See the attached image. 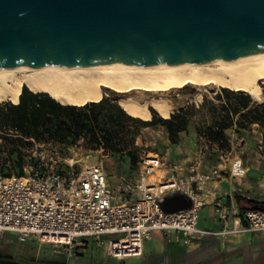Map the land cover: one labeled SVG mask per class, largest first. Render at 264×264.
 I'll list each match as a JSON object with an SVG mask.
<instances>
[{
	"label": "built area",
	"instance_id": "built-area-1",
	"mask_svg": "<svg viewBox=\"0 0 264 264\" xmlns=\"http://www.w3.org/2000/svg\"><path fill=\"white\" fill-rule=\"evenodd\" d=\"M30 142L34 162L26 164L24 175H0V237L45 243L69 257L91 247L104 259L123 261L141 258L144 242L155 234L188 247L207 237L264 233V210L219 204L213 184L222 177L221 166L230 178L245 176L242 160L226 151L219 152L216 165H206L199 155L186 168L147 154L133 180L111 187L100 165L75 170L65 160L59 171L57 147ZM176 195L189 207L165 212L162 203ZM206 206L213 207L220 230L199 228V211Z\"/></svg>",
	"mask_w": 264,
	"mask_h": 264
},
{
	"label": "water",
	"instance_id": "water-1",
	"mask_svg": "<svg viewBox=\"0 0 264 264\" xmlns=\"http://www.w3.org/2000/svg\"><path fill=\"white\" fill-rule=\"evenodd\" d=\"M264 55V0H0V68L203 65ZM166 198L165 212L189 207Z\"/></svg>",
	"mask_w": 264,
	"mask_h": 264
},
{
	"label": "trees",
	"instance_id": "trees-1",
	"mask_svg": "<svg viewBox=\"0 0 264 264\" xmlns=\"http://www.w3.org/2000/svg\"><path fill=\"white\" fill-rule=\"evenodd\" d=\"M262 96L264 99V88ZM214 99L222 117L218 132H208L210 140L222 141L223 132L230 128L246 129L255 124L264 129V102L257 104L244 93L224 88L218 90ZM149 112L151 119L148 121L132 118L116 102L106 98L80 107L62 105L45 93H33L22 86L16 104L0 102L1 176L24 175L26 161L34 162L30 140L41 145L51 143L61 151L63 148H75L83 138L86 147L104 150L115 147L121 131L139 124L164 127L169 141L175 143L187 123L184 111L171 113L167 119L161 118L151 108ZM7 168L13 173L2 172ZM234 200L238 206L245 204V207L241 206L243 210H258L249 201L237 196Z\"/></svg>",
	"mask_w": 264,
	"mask_h": 264
},
{
	"label": "bare ground",
	"instance_id": "bare-ground-1",
	"mask_svg": "<svg viewBox=\"0 0 264 264\" xmlns=\"http://www.w3.org/2000/svg\"><path fill=\"white\" fill-rule=\"evenodd\" d=\"M264 86V55L207 62L203 65L79 66L60 68H0V102L16 104L22 86L33 93H45L62 105L80 107L107 96L104 89L123 95L118 106L130 117L148 121L149 108L167 119L175 108L161 95L185 86H209L244 93L261 100ZM153 97H144L141 93ZM135 93V95H132Z\"/></svg>",
	"mask_w": 264,
	"mask_h": 264
},
{
	"label": "rangeland",
	"instance_id": "rangeland-1",
	"mask_svg": "<svg viewBox=\"0 0 264 264\" xmlns=\"http://www.w3.org/2000/svg\"><path fill=\"white\" fill-rule=\"evenodd\" d=\"M263 88L264 86L261 85L262 98L256 102L257 104L264 102ZM219 89V87L213 86L206 88L185 86L182 89L170 90L161 95L174 102L175 108L172 113L182 110L187 117L185 129L178 134L175 143L169 141L167 131L160 125L143 127L134 124L131 125V129L120 132L115 147L102 151L86 147L83 138H81L75 148H63L59 151L60 160L54 165V168L59 171L64 170L66 168L65 160L73 161L75 170H79L82 165L98 164L105 172L109 185L114 187L122 180H133L136 176L138 162L147 154H156L169 165H177L182 168H186L195 155L196 157L201 155L206 165H216L220 151H226L230 156L237 155L242 159L249 158L256 150L258 134L264 140V129H261V132L259 131L257 134L251 132V128L248 129L249 126L244 130L230 128L223 132L222 141H212L208 138L210 130L218 132L219 121L222 117L218 102L214 99ZM103 92L107 94L103 98L114 102L123 96L106 89ZM141 94L144 97L158 96L146 92ZM2 172L13 173L8 168ZM5 235L17 240L16 236L12 234ZM88 249L95 251L91 247Z\"/></svg>",
	"mask_w": 264,
	"mask_h": 264
},
{
	"label": "crops",
	"instance_id": "crops-1",
	"mask_svg": "<svg viewBox=\"0 0 264 264\" xmlns=\"http://www.w3.org/2000/svg\"><path fill=\"white\" fill-rule=\"evenodd\" d=\"M249 128L253 133L261 132V128L255 124L249 125ZM258 136L253 156L239 157L245 168L243 178H230L226 167L221 166L222 177L213 184L219 204L232 202L242 211L241 206L245 207V204L241 203L239 207L234 200V196H237L256 205V209L264 210V140ZM198 225L202 230H220L212 206L199 211ZM0 264H264V233L207 237L188 247L169 243L165 236L155 234L144 242L141 258L123 261L104 259L89 249L80 250L69 257L48 244L32 240L19 242L9 235H3L0 237Z\"/></svg>",
	"mask_w": 264,
	"mask_h": 264
}]
</instances>
